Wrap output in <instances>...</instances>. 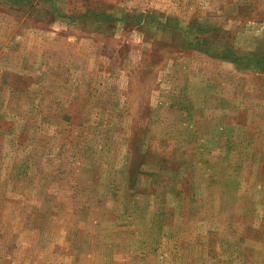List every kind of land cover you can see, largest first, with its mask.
I'll use <instances>...</instances> for the list:
<instances>
[{"label": "rangeland", "instance_id": "1", "mask_svg": "<svg viewBox=\"0 0 264 264\" xmlns=\"http://www.w3.org/2000/svg\"><path fill=\"white\" fill-rule=\"evenodd\" d=\"M0 264H264V0H0Z\"/></svg>", "mask_w": 264, "mask_h": 264}]
</instances>
